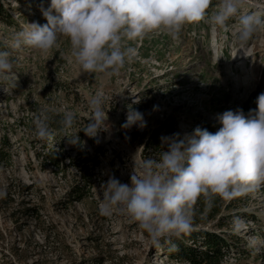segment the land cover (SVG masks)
Here are the masks:
<instances>
[{"label": "rangeland", "instance_id": "obj_1", "mask_svg": "<svg viewBox=\"0 0 264 264\" xmlns=\"http://www.w3.org/2000/svg\"><path fill=\"white\" fill-rule=\"evenodd\" d=\"M0 2V50L14 62L12 74L0 77V189L6 192L0 197V264H189L170 253L194 247L188 234L163 238L160 247L150 244L125 211L101 214L102 186L110 176L129 183L144 158L158 159L167 150L161 137L196 127L215 133L223 112L255 110L264 93V27L241 43L235 18L226 28L210 22L219 4L211 0L206 18L184 25L179 40L154 31L129 42L138 55L107 78L82 71L67 38L48 54L11 46L26 23H46L42 9L50 0ZM253 2L245 0L241 13L264 16V0ZM239 49L251 55L235 62ZM98 91L107 125L89 138L82 130L90 119L89 96ZM130 110L144 114L142 129L122 127ZM66 111L75 116L70 129L61 124ZM41 112L53 130L48 140L36 135L34 117ZM76 135L82 144L73 146L69 140ZM52 151L57 167L48 160ZM213 207L211 216L193 206L190 232L225 241L210 264H264V184L231 200L219 198ZM202 239L195 247L207 251Z\"/></svg>", "mask_w": 264, "mask_h": 264}, {"label": "clouds", "instance_id": "obj_2", "mask_svg": "<svg viewBox=\"0 0 264 264\" xmlns=\"http://www.w3.org/2000/svg\"><path fill=\"white\" fill-rule=\"evenodd\" d=\"M245 0H219L218 10L210 22L221 28L235 18L236 38L246 43L262 27L264 16L241 13ZM211 0H50L42 9L46 23H26L15 33L11 46L29 47L48 54L60 46L61 38L70 42V53L76 64L87 73L107 78L138 55L129 42L141 41L154 31L164 32L173 40L180 39L184 25L206 18ZM255 7L253 0H248ZM14 62L8 51L0 50V77L10 76ZM101 92L90 94V119L83 128L89 138L98 137L106 124ZM220 127L215 133L196 127L191 133H173L161 137L158 159L144 158L139 172L132 173L129 183L110 176L99 210L103 215L125 211L147 233L150 244L160 247L163 238L180 237L192 231V208L201 195L209 193L231 200L254 192L264 184V93L256 98V109L246 115L237 108L217 117ZM75 123L66 111L61 120L65 129ZM36 135L51 139L49 116L41 112L34 117ZM146 125L144 114L130 110L124 128ZM81 145L78 135L69 140ZM6 192L0 189V197ZM242 222L237 220L235 225Z\"/></svg>", "mask_w": 264, "mask_h": 264}, {"label": "trees", "instance_id": "obj_3", "mask_svg": "<svg viewBox=\"0 0 264 264\" xmlns=\"http://www.w3.org/2000/svg\"><path fill=\"white\" fill-rule=\"evenodd\" d=\"M0 12L4 13L5 10L3 9V5L0 2ZM8 19L11 20L10 15H6ZM49 162L54 165L58 166L59 162L56 160L55 152L52 151L50 155H48ZM219 196H216L214 194L209 193L208 195H201L194 207H198L199 210L205 209L206 212H209V214L214 215L217 213L216 207H213L216 205V202L219 200ZM212 212V213H210ZM203 221H206V219H203ZM188 239H191L192 243L194 244V247L190 245H181L177 251H171V256L175 257L176 259L186 261L189 264H210L214 259V257L218 256L219 253L223 250H225V241L223 239H219L214 234H207V233H199V234H193L188 233L186 235ZM200 238H203L201 241V244H204L206 246L205 249L207 251H199L195 247L196 243L199 241ZM214 263V262H212ZM218 264V262H216Z\"/></svg>", "mask_w": 264, "mask_h": 264}, {"label": "bare ground", "instance_id": "obj_4", "mask_svg": "<svg viewBox=\"0 0 264 264\" xmlns=\"http://www.w3.org/2000/svg\"><path fill=\"white\" fill-rule=\"evenodd\" d=\"M240 51L241 50L239 49V50L235 51L234 54H233V58H234L235 62L241 61L242 60V56H244V55L245 56L246 55H251V54L248 53L247 49H243V51H245L244 53H241Z\"/></svg>", "mask_w": 264, "mask_h": 264}]
</instances>
